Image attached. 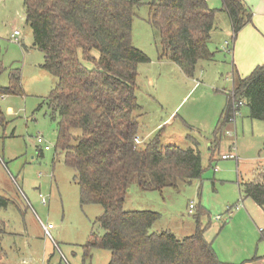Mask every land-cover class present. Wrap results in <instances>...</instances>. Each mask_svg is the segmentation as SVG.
I'll return each instance as SVG.
<instances>
[{"label":"rangeland","instance_id":"rangeland-1","mask_svg":"<svg viewBox=\"0 0 264 264\" xmlns=\"http://www.w3.org/2000/svg\"><path fill=\"white\" fill-rule=\"evenodd\" d=\"M208 2L212 9H221L216 5H222V0ZM15 31L20 32L17 40L12 37ZM227 42L231 48L232 29L229 19L220 14L209 44L215 62L201 61L189 77L175 63L159 58L160 37L149 23V8L136 9L133 45L150 59L139 66L136 81L142 108L138 137L150 140L162 130L163 146L183 150L194 147L196 141L204 173L191 184L161 192H144L133 183L124 210L159 213L161 218L151 232H170L179 240L195 233L200 218L207 227L205 238L219 259L238 263L244 251L264 255V211L240 196V186L264 170V121L252 120L245 105L237 119L235 140L227 135L234 131L229 124L215 142L227 94L233 89L234 65L241 74L237 52L239 63L244 67L248 63L245 50L241 46L237 50L239 38L230 53L224 50ZM44 61V54L34 48L24 0H0V86L9 87L11 72L19 70L24 91L0 96L5 116L0 126V197L6 200L0 204V264H109L111 253L91 246L94 237L103 234L98 219L104 208L81 204L76 171L56 148L57 120L48 97L57 78L42 68ZM244 67L249 71L246 75L256 68ZM233 142L238 160H222ZM239 204L250 219L233 221L228 215L226 208ZM49 224L53 226L50 237L44 231Z\"/></svg>","mask_w":264,"mask_h":264},{"label":"trees","instance_id":"trees-1","mask_svg":"<svg viewBox=\"0 0 264 264\" xmlns=\"http://www.w3.org/2000/svg\"><path fill=\"white\" fill-rule=\"evenodd\" d=\"M222 4L231 21L233 52L240 32L252 24L253 12L244 0ZM145 5L160 37L161 60L193 77L201 61L215 59L209 44L220 10L207 0H24L34 48L45 57L42 68L57 78L48 97L57 120L56 148L76 171L81 204L104 208L98 219L103 234L94 237L91 246L109 251V264H223L206 240L207 227L200 218L195 233L179 240L170 232H151L159 213L124 210L133 183L144 192H161L191 184L204 173L196 141L186 150L165 147L160 130L152 139L135 143L142 110L138 69L150 59L133 45V23L136 9ZM232 81V92L245 101L249 117L264 121V64ZM230 93L215 131L216 143L230 124ZM23 94L21 72L13 70L10 86H0V96ZM4 124L0 111V126ZM240 195L264 211V170L240 186ZM5 201L0 197V204Z\"/></svg>","mask_w":264,"mask_h":264},{"label":"crops","instance_id":"crops-1","mask_svg":"<svg viewBox=\"0 0 264 264\" xmlns=\"http://www.w3.org/2000/svg\"><path fill=\"white\" fill-rule=\"evenodd\" d=\"M244 1L253 12V22L252 24L246 26L238 35L239 43L237 44V50L239 46H241L242 50H245L248 63H247V66L245 67L243 66L244 63H242V61H240L239 63L238 60H240V57L238 56V52H237V55L235 57H236L239 70L241 71V74L238 72V70H236V67L234 65V70L232 72L233 78L235 77L245 78L248 76L246 75V73L249 71L247 72L244 71L242 67L244 68L248 67L251 70L255 66L257 67L258 64H261L262 62H264L263 61L264 60V0H244ZM216 6L217 7L221 6L220 14L225 15V17L229 19V22L231 25V21H230L228 14L222 11L223 4L216 5ZM216 10H219V9H216ZM220 14H218V16ZM218 16H217V19H218ZM231 29H232V26H231ZM238 38L235 41V44L236 42H238ZM210 62H215V59ZM227 101H228V96H227ZM138 138L141 140L142 143L149 140V138L148 139H143V138L141 139L140 137ZM232 217H233V221L235 220L238 221V220L246 219V218L250 219V214L247 211L240 209L239 211L234 212V214H232ZM246 253H247L246 251L242 253L243 259L238 263H236L235 260L231 261L230 263L222 262L221 260L220 261L223 264H264V255H258L257 253L253 255L252 254L250 255V253H248L246 255Z\"/></svg>","mask_w":264,"mask_h":264},{"label":"built area","instance_id":"built-area-1","mask_svg":"<svg viewBox=\"0 0 264 264\" xmlns=\"http://www.w3.org/2000/svg\"><path fill=\"white\" fill-rule=\"evenodd\" d=\"M18 36H20V32L19 31H15L12 37H13V39H16L17 40V37ZM225 45L226 46H225L224 50H228L229 53L232 52V47L230 48L229 42H227ZM230 92L229 93L231 94V97H232V99H231L232 116H231V119H230V124L233 125L234 131L233 130L232 131L229 130L227 132V135H228L229 138H232V139L235 140V138H236V124H237V119L241 115L240 109L243 106H245V101L244 100L237 99L234 96L232 90ZM39 142L41 143V142H43V140L42 139H39ZM135 143L138 144V145L139 144H142V142H141V140L139 138H136L135 139ZM46 149L48 150L49 148L46 147ZM236 151H237V149H236V146H235V142H233L232 145H231L230 153L229 154H226V155H223L222 156V160H230V159H232V160H238V156H237V152ZM241 205L242 204H239V205H236V206H232V207H229L228 206L226 208V212L228 213L229 216H231L234 212L239 211L241 209ZM194 209H195L194 205L191 204L189 206V212H190V214L193 213ZM220 220H221V218L220 217H217V221H220ZM52 228H53V226L51 224H49L47 226H44V231H45L46 235L49 236V237L51 236V232L50 231H51Z\"/></svg>","mask_w":264,"mask_h":264}]
</instances>
